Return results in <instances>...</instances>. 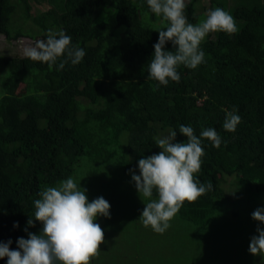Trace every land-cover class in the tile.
<instances>
[{
    "label": "trees",
    "instance_id": "1",
    "mask_svg": "<svg viewBox=\"0 0 264 264\" xmlns=\"http://www.w3.org/2000/svg\"><path fill=\"white\" fill-rule=\"evenodd\" d=\"M42 1L50 7L35 14L30 0H0V35L38 41L50 28L63 30L86 55L59 71L65 57L50 69L30 58L0 56V241L11 240L15 250L18 238L41 227L39 221L27 225L34 201L45 187L72 177L82 158L139 173L138 161L161 151L154 138L175 130V142L187 141L180 125L198 137L214 128L222 139L219 148L202 140L205 154L195 175L213 189L185 201L180 222L208 230L234 194L247 197L248 214L264 208V4L230 9L238 30L210 32L200 45L204 62L196 69L179 66L180 82L163 86L148 79L147 70L157 30L168 22L147 0ZM200 2L185 0L189 23L206 17L195 8ZM165 49L174 50L171 42ZM234 108L241 122L228 132L223 123ZM247 264H264V254H251Z\"/></svg>",
    "mask_w": 264,
    "mask_h": 264
},
{
    "label": "clouds",
    "instance_id": "2",
    "mask_svg": "<svg viewBox=\"0 0 264 264\" xmlns=\"http://www.w3.org/2000/svg\"><path fill=\"white\" fill-rule=\"evenodd\" d=\"M152 13L167 21L159 32L158 42L153 45L154 54L148 66V79L167 86L169 80L179 83L178 67L183 65L196 69L204 62L205 53L200 48L210 32L235 33L234 17L220 7L210 10L206 18L197 24L188 22L184 14L185 0H147ZM166 29V30H165ZM171 42L172 51L165 45ZM27 58L45 62L51 69L60 63L57 71L71 62L81 63L85 50L72 45V37L63 30L48 29L46 39L38 40L34 46L24 49ZM238 110L227 111L223 128L234 132L241 122ZM179 133L187 137L186 142H175L177 131L167 136L154 138L161 149L158 154L138 161L139 175L130 169L136 190L147 200L140 216L145 227L151 226L156 233L163 234L170 221L178 214L184 202H194L213 189L211 181L201 183L196 175L202 167L204 148L202 140H209L219 148L222 139L214 128H205L199 137L191 126L180 125ZM154 191L156 198H153ZM87 189H82L73 177L58 182L56 186L45 187L39 199L34 201V217L27 221L34 227V221L42 224L39 234L28 232V238L17 239V249H11V240L0 241V259L7 258V264H90L99 255L105 242L104 230L96 222L97 217L110 218V203L101 197L89 202ZM252 219L264 223V208H257ZM19 227L18 223L13 225ZM27 232V228H25ZM250 238L249 252L264 254V229L257 227Z\"/></svg>",
    "mask_w": 264,
    "mask_h": 264
},
{
    "label": "rangeland",
    "instance_id": "3",
    "mask_svg": "<svg viewBox=\"0 0 264 264\" xmlns=\"http://www.w3.org/2000/svg\"><path fill=\"white\" fill-rule=\"evenodd\" d=\"M209 1L201 0L195 7L199 16L209 12ZM212 1L215 8L220 7L228 13L240 4L249 7L264 4V0ZM48 3L32 2L33 13L45 11L50 7ZM102 17L105 18V15ZM205 18L201 15L199 22ZM28 28L35 29L32 24ZM36 42L28 38L7 41L0 35V56L27 58L24 49ZM72 177L82 189H87L89 202L102 196L111 205L110 218L97 217L96 222L104 230L105 242L90 264H121L122 255L119 258L118 253H124L128 258L123 264H247L251 254L246 244L250 242L251 234H257V227L264 229V223L252 219V212L246 213L247 197L243 199L240 194H234L230 198L226 196L227 202L224 201L226 205L220 211V219L208 230L194 231L191 226L180 222L176 214L169 222L170 227L159 234L151 226L143 225L140 216L144 203L148 201L140 198L131 175L118 163L113 165L112 161L107 163L84 157ZM226 186L222 185L223 190ZM229 193L230 190L225 195ZM41 230L42 225L34 234H39Z\"/></svg>",
    "mask_w": 264,
    "mask_h": 264
},
{
    "label": "crops",
    "instance_id": "4",
    "mask_svg": "<svg viewBox=\"0 0 264 264\" xmlns=\"http://www.w3.org/2000/svg\"><path fill=\"white\" fill-rule=\"evenodd\" d=\"M32 2H35V3H42L43 1L42 0H30V4L32 3Z\"/></svg>",
    "mask_w": 264,
    "mask_h": 264
}]
</instances>
